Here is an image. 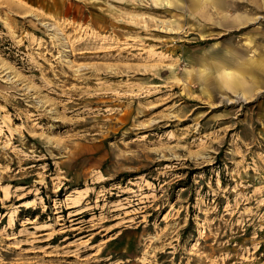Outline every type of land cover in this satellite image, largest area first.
Instances as JSON below:
<instances>
[{
    "label": "rangeland",
    "instance_id": "1",
    "mask_svg": "<svg viewBox=\"0 0 264 264\" xmlns=\"http://www.w3.org/2000/svg\"><path fill=\"white\" fill-rule=\"evenodd\" d=\"M129 263L264 264V0H0V264Z\"/></svg>",
    "mask_w": 264,
    "mask_h": 264
},
{
    "label": "crops",
    "instance_id": "2",
    "mask_svg": "<svg viewBox=\"0 0 264 264\" xmlns=\"http://www.w3.org/2000/svg\"><path fill=\"white\" fill-rule=\"evenodd\" d=\"M232 5H234L233 2H226L225 5L222 7V9H220V10H223L225 12V14L228 15L227 18H230L229 15H233V13H234V7H232ZM246 5L244 6L245 8L243 7V9L242 8L241 9L244 10L246 13H248L249 7L246 6ZM217 11H219V10H217L214 7V5H212V7H211V14H210L211 15V18L216 17V19H218L217 16H216V14H218ZM219 12H221V11H219ZM220 15H222V14H220Z\"/></svg>",
    "mask_w": 264,
    "mask_h": 264
},
{
    "label": "bare ground",
    "instance_id": "3",
    "mask_svg": "<svg viewBox=\"0 0 264 264\" xmlns=\"http://www.w3.org/2000/svg\"><path fill=\"white\" fill-rule=\"evenodd\" d=\"M219 78V77H218ZM223 79V78H222ZM225 79V78H224ZM226 80V79H225ZM223 84V83H222ZM130 264V263H129Z\"/></svg>",
    "mask_w": 264,
    "mask_h": 264
}]
</instances>
